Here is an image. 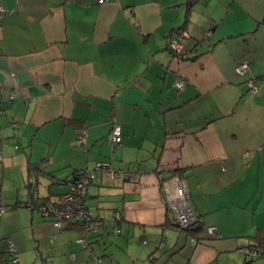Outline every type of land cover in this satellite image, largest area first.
<instances>
[{
    "label": "crops",
    "instance_id": "crops-1",
    "mask_svg": "<svg viewBox=\"0 0 264 264\" xmlns=\"http://www.w3.org/2000/svg\"><path fill=\"white\" fill-rule=\"evenodd\" d=\"M0 3V160L26 182L10 206L23 205L30 217L23 237L12 233L18 260L43 234L62 244L64 230H77L54 228L26 203L57 200L73 173L107 160L127 176L109 179L95 169L87 188L85 204L97 220L88 246L105 248V234L116 237L103 257L264 264V0ZM180 35L178 57L168 40ZM242 57L249 67L239 75ZM252 76L254 93L246 84ZM112 117L122 134L115 146ZM176 175L187 181L200 226L191 235L176 227L167 201L164 184ZM118 224L121 232L111 233ZM208 226L214 235L205 234ZM256 242L260 254L246 257ZM0 257L6 260L4 250Z\"/></svg>",
    "mask_w": 264,
    "mask_h": 264
},
{
    "label": "built area",
    "instance_id": "built-area-1",
    "mask_svg": "<svg viewBox=\"0 0 264 264\" xmlns=\"http://www.w3.org/2000/svg\"><path fill=\"white\" fill-rule=\"evenodd\" d=\"M109 0H97L98 3H104ZM5 9L0 3V18L3 17ZM212 30L209 29L205 32V37L210 36ZM187 37V34H183ZM180 35L177 39H169L168 46L175 53L182 52V43ZM248 69V62L246 59H239L234 66L237 74L243 75ZM247 86L250 92L254 93L258 90L257 78L255 76L247 79ZM175 87L180 89L184 85V80L178 78L174 83ZM13 94H9L11 99ZM122 134L119 125L116 123L115 118L111 119L110 142L112 146L121 143ZM84 142V131L77 136V143ZM95 169L103 172L109 179H114L119 176H127V172L115 169L111 166L110 161H99L95 164ZM95 169H80L73 173L66 181V190L62 192L57 200H45L41 203L29 201L27 206L37 208L42 216L48 218L54 228H62L64 224L77 225L79 229V236L75 239V243L82 246H88L87 233L96 229L97 220L95 219L92 211L86 206L85 199L87 195L88 185L96 178ZM165 193L169 205L176 213V222L179 230L181 228L191 227L195 223V212L193 208L188 205L187 200L189 197L187 181L178 175L173 176L169 181L164 184ZM5 205L0 201V214L5 210ZM121 232V225H115L111 229V233L119 234ZM205 234L211 236L215 234L214 226H208ZM200 239L197 237H190L189 241L192 243L198 242ZM7 251L12 262L18 260V251L13 240L7 241ZM257 253L255 247L245 249L246 257H252Z\"/></svg>",
    "mask_w": 264,
    "mask_h": 264
},
{
    "label": "rangeland",
    "instance_id": "rangeland-1",
    "mask_svg": "<svg viewBox=\"0 0 264 264\" xmlns=\"http://www.w3.org/2000/svg\"><path fill=\"white\" fill-rule=\"evenodd\" d=\"M206 38L209 39V36L204 39L206 40ZM261 44L262 47H264V41H261ZM79 147L81 148L83 146L79 145ZM6 151V147L2 149L3 157L6 155ZM3 160L5 161V158ZM9 171L10 168L3 165L0 160V201L7 206L0 214V251L4 250L5 255H8V252H6L7 241L14 240L12 233L17 229H20V233L23 237L27 232L25 228L29 227L28 224L30 223V217L28 216L29 211L21 208L23 205L14 204V206H10V202L17 197L18 193L24 195L23 191L25 189L23 188L26 182L19 177H13L12 175L9 176ZM31 182L34 187V177L31 178ZM40 189H42V186H40ZM19 197L21 198V196ZM7 216L10 218L9 222L3 219V217ZM111 224L112 223L109 221V228L112 226ZM64 232L68 233L63 236L65 238L64 243L60 244L53 239L51 241L50 235L43 234L40 236V241H36V244L25 245L26 248L22 252V260H18L17 263H11L10 261L6 262L4 258L0 257V264H116L115 260L118 259L116 256L113 255L115 260H110L107 259V257L102 256L104 249H107L108 247L112 248L113 245H115L116 237H110L108 233H106L105 236L108 239L106 241V247L103 248V244L101 247L98 244H94L91 248L90 246L85 247L75 243L76 237L79 236L78 230L67 229L64 230ZM70 239L72 243H69ZM78 251H80L79 254H77ZM71 253H74L75 258L71 261H67V258L72 256ZM168 254H170L169 252H167V256H170Z\"/></svg>",
    "mask_w": 264,
    "mask_h": 264
},
{
    "label": "trees",
    "instance_id": "trees-1",
    "mask_svg": "<svg viewBox=\"0 0 264 264\" xmlns=\"http://www.w3.org/2000/svg\"><path fill=\"white\" fill-rule=\"evenodd\" d=\"M195 1H198V0H187V3L189 4V5H191L192 3H194ZM178 55V57L180 56H182V52L181 53H179V54H177ZM243 59H245L244 57H242ZM241 59V58H240ZM247 60V59H246ZM247 62H248V60H247ZM248 67H249V63H248ZM248 70V69H247ZM247 81V80H246ZM246 84H247V82H246ZM249 90V89H248ZM95 217V216H94ZM96 219V218H95ZM176 227H177V222H176ZM66 227H70V228H72V227H75V228H77V230L79 231V227L77 226V225H72V224H64L63 225V227L62 228H66ZM97 228V227H96ZM178 228V227H177ZM198 230L199 229H197L196 231L198 232ZM94 231V230H93ZM93 231H89L88 233H87V237H88V240L90 239V235L92 234V232ZM180 231H182V232H185V233H187L188 235H191L192 233H197L196 231H192V230H190V227H187V228H181V230ZM255 245L257 246H255V248L257 249V253L255 254V255H253L252 257H250V258H254V257H257L259 254H260V248H259V245H260V243L259 242H256L255 243ZM6 252H8V251H6ZM8 261H10L11 263H17L18 262V260L16 261V262H12V260H11V258H10V256H9V253H8V255H7V258H6V262H8Z\"/></svg>",
    "mask_w": 264,
    "mask_h": 264
},
{
    "label": "water",
    "instance_id": "water-1",
    "mask_svg": "<svg viewBox=\"0 0 264 264\" xmlns=\"http://www.w3.org/2000/svg\"><path fill=\"white\" fill-rule=\"evenodd\" d=\"M200 226L199 224H193L191 227H190V230H196L198 229Z\"/></svg>",
    "mask_w": 264,
    "mask_h": 264
}]
</instances>
